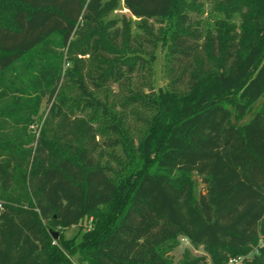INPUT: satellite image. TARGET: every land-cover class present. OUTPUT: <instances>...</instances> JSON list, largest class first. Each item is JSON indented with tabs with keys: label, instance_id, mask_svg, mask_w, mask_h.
<instances>
[{
	"label": "trees",
	"instance_id": "obj_1",
	"mask_svg": "<svg viewBox=\"0 0 264 264\" xmlns=\"http://www.w3.org/2000/svg\"><path fill=\"white\" fill-rule=\"evenodd\" d=\"M263 95L264 0H0V264H264Z\"/></svg>",
	"mask_w": 264,
	"mask_h": 264
},
{
	"label": "rangeland",
	"instance_id": "obj_2",
	"mask_svg": "<svg viewBox=\"0 0 264 264\" xmlns=\"http://www.w3.org/2000/svg\"><path fill=\"white\" fill-rule=\"evenodd\" d=\"M115 15H121V14H128L126 9H124L122 6H120L117 10L114 11ZM167 21V26L170 27V22H169V18L166 20ZM157 54H159V50L157 49ZM154 80H155V85H163L164 84V79L161 76V71H160V64H159V60H157L156 64L154 65ZM259 102H263L264 103V95L263 97H261L258 101L252 102L250 103L248 110L246 111L245 115L241 118H236L234 116L231 117V120L237 124L245 121L251 114V112L253 111V109L257 106V104ZM43 112V106L42 108H40L38 115L36 116L35 121L32 124V131H36L37 125H40V115ZM40 152L42 154V156H45V152L43 150L40 149ZM175 182H178L179 184H187L190 187V191L192 196H197V194L199 193V191L201 190V183L199 178L197 177L196 174H189V175H183V176H177L175 178ZM89 226L88 221L84 220L82 221L79 225H75L72 226L66 230H62L61 231V235L65 238H72L74 236L77 235L76 239L79 238V233L85 229H87ZM57 232V231H54ZM58 235V232H57ZM188 249L189 251H191L194 255L197 256H203L205 257L208 262V258H207V254L201 249H194L189 241L184 238V237H180L179 238V244L177 247H175L169 254L168 256H171L173 261H177L180 257L182 252ZM236 262H233L231 264H241V258L240 257H236ZM80 264V263H77Z\"/></svg>",
	"mask_w": 264,
	"mask_h": 264
},
{
	"label": "water",
	"instance_id": "obj_3",
	"mask_svg": "<svg viewBox=\"0 0 264 264\" xmlns=\"http://www.w3.org/2000/svg\"><path fill=\"white\" fill-rule=\"evenodd\" d=\"M50 233H51V235H52V237H53L54 239L57 238V236H58V235H57V232L51 231Z\"/></svg>",
	"mask_w": 264,
	"mask_h": 264
},
{
	"label": "built area",
	"instance_id": "obj_4",
	"mask_svg": "<svg viewBox=\"0 0 264 264\" xmlns=\"http://www.w3.org/2000/svg\"><path fill=\"white\" fill-rule=\"evenodd\" d=\"M236 258H231V259H229V261H228V264H231V263H233V262H236Z\"/></svg>",
	"mask_w": 264,
	"mask_h": 264
}]
</instances>
